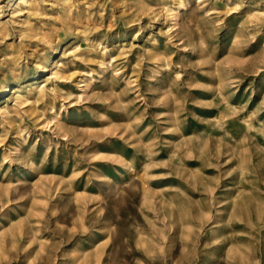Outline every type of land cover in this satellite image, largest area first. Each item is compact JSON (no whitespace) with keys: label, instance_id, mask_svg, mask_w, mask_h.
<instances>
[{"label":"rangeland","instance_id":"374dc122","mask_svg":"<svg viewBox=\"0 0 264 264\" xmlns=\"http://www.w3.org/2000/svg\"><path fill=\"white\" fill-rule=\"evenodd\" d=\"M183 1L0 0V107L73 73L0 117V264H264V0Z\"/></svg>","mask_w":264,"mask_h":264},{"label":"bare ground","instance_id":"6f19581e","mask_svg":"<svg viewBox=\"0 0 264 264\" xmlns=\"http://www.w3.org/2000/svg\"><path fill=\"white\" fill-rule=\"evenodd\" d=\"M13 1V0H11ZM19 1L18 2V6H20L21 4L25 5L27 8V11L33 10L36 8L37 6V0H16ZM47 1V0H46ZM164 1V0H163ZM53 2V1H52ZM173 4L175 5L174 8L169 9V15L171 17V20L174 21L173 25L170 27L171 30L178 28L179 26V21H178V12L181 8L186 7L185 3L183 0H173ZM257 2V1H256ZM45 3V2H44ZM58 3V2H57ZM14 4V3H13ZM51 4V3H50ZM258 4V3H256ZM261 4V3H260ZM263 4V3H262ZM11 5V4H10ZM57 6V5H56ZM168 7V6H167ZM166 7V8H167ZM1 10V9H0ZM26 10V9H25ZM2 13V12H1ZM15 13V12H14ZM190 13L192 14V12L190 11ZM21 14V13H20ZM23 14V13H22ZM253 17V15H252ZM21 21V20H20ZM14 22V21H13ZM19 22V21H18ZM260 22V21H259ZM23 26H28L29 25V21L28 20H24L21 21ZM20 23V24H21ZM18 24V25H20ZM6 27V24L0 19V31L4 30ZM60 27V26H59ZM168 29V30H170ZM9 31V30H8ZM7 31V32H8ZM43 31V30H42ZM5 34V33H4ZM7 35V34H6ZM39 37V36H38ZM45 43L46 44H50L52 43V41L50 39H45ZM54 43V42H53ZM125 44V43H122ZM133 44V43H132ZM101 45V44H100ZM134 45V44H133ZM51 46V45H50ZM62 46V45H61ZM79 46V45H78ZM104 46V45H103ZM122 46V45H120ZM43 47V46H42ZM52 47V46H51ZM66 46H64L65 48ZM54 48V47H53ZM58 48H55V52H58ZM107 47H105L101 53V58L100 60H98L97 62H95L98 65L99 71H96L97 75H100L101 73H104L108 68H109V64L112 65V60H114V56L111 52V50H106ZM64 50V49H63ZM60 52V50H59ZM58 52V53H59ZM74 49L70 47L65 48L64 51V57L70 53H74ZM34 57V54H33ZM59 57V56H58ZM71 58V57H70ZM77 58V57H76ZM37 62H36V67L41 69V72L44 73L45 75L47 74L48 71H50L51 75L48 78H45V80L41 81V82H35V83H29L30 80H28V84H24V85H17L15 86V91L14 93L16 94L15 97V106H9V105H4L3 107H0V117L5 120V119H11L14 115L19 113V107L21 106H25V104L30 103L31 102V98H44L46 97L50 92H54L56 94V96L54 97V99H56L58 91H57V87H52L50 88L48 85L50 82H52L53 80H59L61 78L67 79L72 81L73 80V73H68L67 69V63L63 60H57L54 62V64L52 65V63L50 62L51 59L49 57L43 58L41 56H37L36 57ZM106 59H109V61H107ZM79 60V59H78ZM1 62V61H0ZM164 68V66L162 67ZM40 72V73H41ZM84 72V71H83ZM94 72L95 69H90V71L88 72H84L83 74H87L90 75L91 78L88 81H85V83H83V85H81V92H79V96L80 98H82V94L87 93L88 90L92 87V85H94L96 77L94 76ZM42 77V76H41ZM80 77V76H79ZM99 77V76H98ZM41 80V79H40ZM73 82V81H72ZM80 85V84H79ZM80 87V86H79ZM12 88L10 84H7L1 91L2 94L0 95V99L5 98L8 94H10L12 92ZM13 102V101H12ZM35 103V101H34ZM4 104V103H3ZM27 107V106H26ZM230 111L234 112L235 108H232L231 106L228 107ZM55 109V102L52 104V109L53 110V115L51 117V120L48 121V126L50 128L52 127H57L60 123H61V119H62V114L61 112H57L54 111ZM66 109V108H65ZM237 110V109H236ZM221 114V112H220ZM25 115V114H24ZM228 115V112H224L223 114H221V116L225 119V117ZM236 115V114H235ZM234 115V116H235ZM230 117V115H229ZM218 118V117H217ZM246 118V117H245ZM244 118V119H245ZM247 123L250 127H254V125H252V115L250 116V118L247 120ZM45 126V125H44ZM45 129V128H44ZM21 132V131H20ZM22 133V132H21ZM28 135V134H27ZM29 136V135H28ZM23 143V142H22ZM19 146V145H18ZM134 164H132V161L130 162H126L125 164V169L129 170V172L134 171ZM133 175H131L132 177ZM141 177V176H140ZM143 178V189H144V198H146V177H142ZM112 181V180H111ZM124 189V188H123ZM120 200V199H119Z\"/></svg>","mask_w":264,"mask_h":264}]
</instances>
